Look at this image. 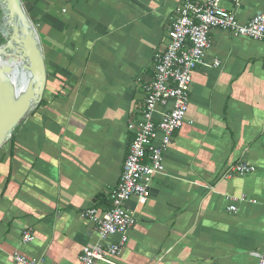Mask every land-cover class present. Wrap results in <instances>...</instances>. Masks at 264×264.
<instances>
[{
    "label": "crops",
    "instance_id": "1",
    "mask_svg": "<svg viewBox=\"0 0 264 264\" xmlns=\"http://www.w3.org/2000/svg\"><path fill=\"white\" fill-rule=\"evenodd\" d=\"M179 2L23 0L46 78L38 105L0 147V264H19L15 253L80 264L82 248L100 242L84 212L110 205ZM221 6L241 23L264 12V0ZM209 43L164 171L145 204L126 203L136 222L121 253L95 264H257L264 252V38L213 28ZM235 163L255 170L225 179ZM26 230L34 239L23 243Z\"/></svg>",
    "mask_w": 264,
    "mask_h": 264
},
{
    "label": "built area",
    "instance_id": "2",
    "mask_svg": "<svg viewBox=\"0 0 264 264\" xmlns=\"http://www.w3.org/2000/svg\"><path fill=\"white\" fill-rule=\"evenodd\" d=\"M221 1L180 0L168 30V43L163 50L153 55L152 76L143 83L144 107L130 125L133 137L120 179L109 194L110 205L103 211L90 207L84 212L95 224L100 242L82 248L80 264H95L98 261L112 263V258L124 248L128 231L136 222L134 211L126 203L134 197L138 204H145L153 176L164 171V153L174 133L185 122L193 71L198 66L209 65L205 61V52L210 46V30L219 28L236 36L257 40L264 38V12L241 23L234 11L221 6ZM229 1L238 6L241 0ZM220 64L219 59L210 63L213 67ZM254 170L255 167L248 163H235L223 173V177L229 179ZM244 200L245 197L238 199ZM228 210L235 212L237 207L230 204ZM111 235H118L119 238L102 245ZM33 239L30 231L23 232V243ZM14 260L19 264H36L18 253L14 254ZM257 264H264V252L259 255Z\"/></svg>",
    "mask_w": 264,
    "mask_h": 264
},
{
    "label": "water",
    "instance_id": "3",
    "mask_svg": "<svg viewBox=\"0 0 264 264\" xmlns=\"http://www.w3.org/2000/svg\"><path fill=\"white\" fill-rule=\"evenodd\" d=\"M1 2L4 5V25L8 28H3L6 42L0 44V57L22 62V70H28L34 82L25 86L23 91L16 92L18 90L13 89L10 80L15 84L25 83V80L21 79L15 70L10 72L9 78L8 72L0 63V147L40 102L46 78L41 48L29 34L30 29H27L33 23L24 10L22 0H1ZM16 15L25 20L26 28L22 31L13 23Z\"/></svg>",
    "mask_w": 264,
    "mask_h": 264
},
{
    "label": "bare ground",
    "instance_id": "4",
    "mask_svg": "<svg viewBox=\"0 0 264 264\" xmlns=\"http://www.w3.org/2000/svg\"><path fill=\"white\" fill-rule=\"evenodd\" d=\"M2 4V3H1ZM4 6V5H2ZM6 17V16H5ZM24 18L19 16V15H16L14 18H13V23L15 25H17V27L20 29V31H22L23 28H26V25L24 23ZM27 29H30V32L29 34L32 35V37L35 39L36 41V44L37 46L39 47L40 46V43H39V37H38V34L34 28L33 25L31 26H28ZM33 29V30H32ZM34 31V32H33ZM0 63L4 66V68L6 69V71L8 72V76L10 78V72L12 70H15L17 72V75H20L21 76V79L23 78L24 80H26V77H28L31 82H27V84L25 83H19V84H15L12 80H10V82L12 83L13 85V89L14 90H18L16 92H20L21 90L23 91V89L25 88V86L29 85V84H33L34 80L32 78V75L30 74V72L28 70H22V62L18 61V60H7L3 57H0ZM12 90V88H11Z\"/></svg>",
    "mask_w": 264,
    "mask_h": 264
},
{
    "label": "rangeland",
    "instance_id": "5",
    "mask_svg": "<svg viewBox=\"0 0 264 264\" xmlns=\"http://www.w3.org/2000/svg\"><path fill=\"white\" fill-rule=\"evenodd\" d=\"M1 3L2 2L0 0V44L6 42V37H4V31H3L4 29L3 28L4 27L8 28V26L4 25V12H3V6H2ZM26 14L28 15L27 12H26ZM28 17H29V15H28ZM27 82H29V83L31 82V80L28 77H26L25 84H27ZM25 119L18 125V127L21 126L24 123Z\"/></svg>",
    "mask_w": 264,
    "mask_h": 264
}]
</instances>
